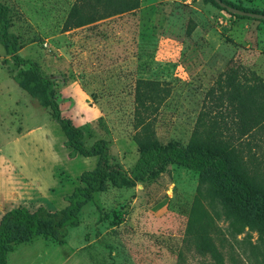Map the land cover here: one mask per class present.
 Listing matches in <instances>:
<instances>
[{
    "label": "rangeland",
    "instance_id": "rangeland-1",
    "mask_svg": "<svg viewBox=\"0 0 264 264\" xmlns=\"http://www.w3.org/2000/svg\"><path fill=\"white\" fill-rule=\"evenodd\" d=\"M225 1L264 13V0ZM0 2L9 8L20 55L55 81L61 113L83 131L84 145L105 140L109 164L127 173L139 155L138 81H145L142 123L161 145L181 146L194 131L226 134L236 115L229 94L246 81L264 84V20L235 17L210 0H140L134 11L81 27L67 23L76 0ZM3 63L18 72L0 45L6 73ZM25 98L22 127L39 125L44 134L23 147L35 162L26 166L32 176L21 179L22 193L32 195L29 184L40 178L50 187L32 197L29 210H61L97 159L69 158L50 111ZM47 133L54 137V161ZM200 182L199 172L170 163L134 186L108 184L82 207L79 226L63 245L37 237L12 246L7 264H264V230L200 197Z\"/></svg>",
    "mask_w": 264,
    "mask_h": 264
},
{
    "label": "trees",
    "instance_id": "trees-1",
    "mask_svg": "<svg viewBox=\"0 0 264 264\" xmlns=\"http://www.w3.org/2000/svg\"><path fill=\"white\" fill-rule=\"evenodd\" d=\"M228 6L250 13L221 0ZM210 2L222 11L214 0ZM140 0H76L67 23L85 26L112 16L131 12ZM228 13V12H227ZM238 18H247L228 13ZM9 8L0 2V45L18 72L13 76L17 85L38 104L50 111V116L61 128L66 141L68 157L96 158L93 170L80 176L81 186L65 197L66 206L49 211L38 207L30 211L24 206L13 208L0 219V264H7L11 247L29 243L37 237L63 245L69 229L79 226V213L94 195L105 191L107 185L115 188L134 186L136 181L152 175L165 165L173 163L201 174L199 196L209 203L218 202L229 207L246 226L264 230V84L258 79L246 81L229 94L235 116L227 133L210 128L206 134L194 131L186 146L177 143L161 145L152 135L140 113L145 100L138 81L135 94L136 131L134 142L138 159L130 173L108 162V143L97 140L90 148L84 145V133L62 115L55 94L56 83L43 75L38 63L23 58L19 38L10 32ZM151 99V95H147Z\"/></svg>",
    "mask_w": 264,
    "mask_h": 264
},
{
    "label": "crops",
    "instance_id": "crops-1",
    "mask_svg": "<svg viewBox=\"0 0 264 264\" xmlns=\"http://www.w3.org/2000/svg\"><path fill=\"white\" fill-rule=\"evenodd\" d=\"M9 65L10 63H3L6 73L0 72V219L13 208L19 206L28 208L29 201L36 200L32 198L33 196L42 195L50 187L43 184L40 178L33 177L35 185L29 184L33 194H27V198L23 196L21 179L25 180L26 177L32 176L26 166L28 162H35V155H30V151H23V147L30 148L35 139L42 137L44 133L40 131L39 125L22 127V113L25 111L29 113L27 105L30 101L25 98L27 93L14 81L13 76L16 73L12 72V67ZM38 131L40 134L37 133ZM46 136L50 142V155L54 161L58 156L54 149V137L49 133ZM64 143L65 141L60 147L67 150Z\"/></svg>",
    "mask_w": 264,
    "mask_h": 264
},
{
    "label": "water",
    "instance_id": "water-1",
    "mask_svg": "<svg viewBox=\"0 0 264 264\" xmlns=\"http://www.w3.org/2000/svg\"><path fill=\"white\" fill-rule=\"evenodd\" d=\"M221 8L225 9L228 13L241 16V17H249V18H254V19H260L264 20V14H259V13H250L247 11H242L239 9H236L234 7L228 6L221 0H214Z\"/></svg>",
    "mask_w": 264,
    "mask_h": 264
}]
</instances>
